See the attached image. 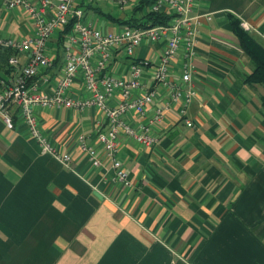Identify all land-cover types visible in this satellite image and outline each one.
Wrapping results in <instances>:
<instances>
[{"label": "crops", "instance_id": "0c3cea01", "mask_svg": "<svg viewBox=\"0 0 264 264\" xmlns=\"http://www.w3.org/2000/svg\"><path fill=\"white\" fill-rule=\"evenodd\" d=\"M137 1L115 15L108 10L111 1L91 0L86 20L120 30L131 25L119 19L130 17ZM194 1V14L212 12L213 18L201 27L190 60L198 96L185 114L180 103L170 101L171 90L157 84L151 66L142 64L158 63L164 41L144 42L137 59L116 51L105 71L125 80L138 63L143 86L134 95L157 91L147 116L135 110L126 115L134 127L147 124L158 107L168 108L150 126L151 144L120 135L118 157L132 186L114 179L103 154L97 137L108 127L100 125L101 108L35 110L51 143L71 153L69 165L42 152L17 106L9 107L13 127L0 113V264H264V84L247 81L254 64L229 19L234 14L264 45V0ZM63 30L48 40L54 62L37 76L49 94L74 49L68 33L61 37ZM33 31L30 16L5 10L0 0V37L18 40ZM8 53L16 50L0 45V81L18 74ZM19 55L25 63L27 55ZM181 69L180 52L172 72L176 76ZM73 95H88L82 74ZM121 100L123 93L116 91L110 103ZM80 133L102 152L104 165L95 167L81 151Z\"/></svg>", "mask_w": 264, "mask_h": 264}, {"label": "built area", "instance_id": "2783aa9c", "mask_svg": "<svg viewBox=\"0 0 264 264\" xmlns=\"http://www.w3.org/2000/svg\"><path fill=\"white\" fill-rule=\"evenodd\" d=\"M91 0H3L7 11L21 9L34 20V31L22 39H5L0 37V45L16 50L8 62L18 69V74L0 81L3 90L0 92V113L9 127L14 126L9 107L19 108L22 118L27 122L31 135L39 142L42 152L50 153L69 165L71 153H62L42 131L35 110L52 106L79 109L97 106L104 111V120L100 125H107L106 131H99L98 141L102 144L103 154L114 170V179L130 187L133 182L129 173L118 157L119 138L121 133L143 144H151L155 138L150 126L160 122L168 109L158 107L149 117L147 124L140 129L131 125L126 119L130 111L135 110L140 116H147L148 105L154 100L157 91L145 90L140 96L134 91L143 86L140 79L142 66L135 63L128 79H122L105 72L116 51L137 59V49L144 42H165L156 65L146 60L142 64L151 66L158 85L171 90L170 101L180 103L181 113L198 96L194 83L195 66L191 58L196 55V43L200 37L201 27L205 21H211L212 12L194 14V0H155L152 9L170 11L174 17L168 24L150 27L127 25L117 31L104 30L99 23L86 20L85 7ZM135 0H116L120 10L126 12L127 6ZM72 22L69 33L73 50L67 54L62 76L53 94L43 91L37 80L43 68L53 64L54 58L47 48L48 40L56 30ZM77 45V47H75ZM182 53V64L179 75L172 72V63L178 53ZM19 53L28 57L21 62ZM82 74L88 95H73L74 81ZM116 91L123 93V100L116 106L111 105V96ZM167 103V102H166ZM169 104V101H168ZM188 126H194L191 119H185ZM78 145L95 167L104 165L102 152L90 144L85 133L78 135Z\"/></svg>", "mask_w": 264, "mask_h": 264}, {"label": "trees", "instance_id": "16d2710c", "mask_svg": "<svg viewBox=\"0 0 264 264\" xmlns=\"http://www.w3.org/2000/svg\"><path fill=\"white\" fill-rule=\"evenodd\" d=\"M155 0H138L134 5L130 17L122 20L123 23H128L133 26L150 27L161 24H168L174 17L170 11H155L152 9ZM229 19L232 24V29L240 40L242 48L252 58L254 69L247 77L250 83L260 82L264 84V45L259 42L251 33L246 31L241 26V20L234 14L229 13ZM72 31V22L64 27L62 38L66 33ZM11 53L7 54V60ZM264 102V100H263Z\"/></svg>", "mask_w": 264, "mask_h": 264}, {"label": "rangeland", "instance_id": "374dc122", "mask_svg": "<svg viewBox=\"0 0 264 264\" xmlns=\"http://www.w3.org/2000/svg\"><path fill=\"white\" fill-rule=\"evenodd\" d=\"M109 1H111L112 2V4H113V6H112V8L111 9H108V10H110L113 14H115V15H119L121 12V10H120V8L119 7H117V6H115V1L114 0H109ZM111 4V5H112ZM105 9L107 10V8L105 7ZM126 9H130V5H128L127 6V8ZM128 11V10H127Z\"/></svg>", "mask_w": 264, "mask_h": 264}]
</instances>
